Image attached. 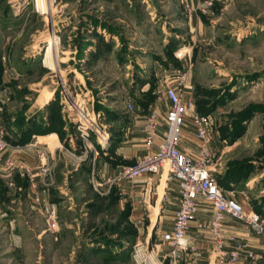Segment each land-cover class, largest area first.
Listing matches in <instances>:
<instances>
[{
    "label": "rangeland",
    "instance_id": "1",
    "mask_svg": "<svg viewBox=\"0 0 264 264\" xmlns=\"http://www.w3.org/2000/svg\"><path fill=\"white\" fill-rule=\"evenodd\" d=\"M178 71L186 75L184 96L191 90L196 110L209 117L214 148L229 146L211 170L248 176L245 199L258 195L264 203V0H0L8 140L34 123L44 87L55 90L51 110L63 140L64 123L74 129L65 95L82 100L109 131L105 106L160 101L163 87L178 83ZM64 142L67 161L62 155L59 165L52 162L48 189L57 175L65 180L61 172L73 156L85 163L100 151L93 136L86 145L76 137L75 148ZM96 177L92 171L91 183L79 180L76 190L68 181V195L59 192L49 212L21 191L7 200L0 264H143L135 248L150 251L156 243L137 237L140 223L117 205L112 183Z\"/></svg>",
    "mask_w": 264,
    "mask_h": 264
},
{
    "label": "crops",
    "instance_id": "2",
    "mask_svg": "<svg viewBox=\"0 0 264 264\" xmlns=\"http://www.w3.org/2000/svg\"><path fill=\"white\" fill-rule=\"evenodd\" d=\"M45 91V93H44ZM54 88L48 89L46 87L41 89L42 105L46 108H42L40 105L35 109L36 120L34 123H30L23 127L29 133H25L23 136L19 134L21 128L14 130L11 140H7L14 144L18 139L24 140L21 144L12 146H20L19 149L9 148L5 152L7 155H14L17 160L24 162L27 165H35L38 162L36 157V148L28 146L29 143H42L45 145L50 152V157L54 164L59 165L62 158H67L62 148L58 145L67 142L72 148H75L77 142L75 140V132L72 126H68L64 123L63 130L66 129L65 138L61 140L59 130L61 125L54 122L55 116L53 110L57 106L56 94ZM185 98H192V91H188ZM160 101L150 100L146 106L139 105V102L132 103L133 111H128L125 108L126 102L121 103L117 107H112L111 104L105 106V110L100 113L104 115L101 120L110 132L108 144L105 147H101L97 144L100 151H96V156H91L85 163L76 162L77 159L71 158V168L64 169L61 173L65 176V180L61 179V175H57L58 170L53 172L57 175L55 183L51 189H46L41 183L36 189H32L29 184L28 177L21 170H16L12 173L7 172L5 168L0 165V218H4L3 214H7L4 210V203L14 201L15 197L21 195L24 192L26 200L40 208H45L49 212V204L58 203L60 199L59 192L68 195L67 191H62L68 188L67 182L72 181L71 189H78L79 180H85L91 183L92 171L97 177V181L100 184L110 182L108 184L106 194L109 193V187L111 186L115 193H119V198L116 199L117 205H120L122 209L127 210L128 218L133 222H139L140 225L137 229L138 235L143 238L145 242H155L157 251L160 253L159 260L161 264H170L169 247L161 237L162 233L169 232L173 227L174 213L179 207V188L175 181H167V172L160 170L157 173L143 174L136 178H127L120 176V170L123 167L134 165L139 159H142L145 154L148 153L144 140V116L150 108H156L161 113L167 111L168 99L165 98L164 93L160 97ZM7 99L5 89H0V105L2 107V119L5 125L4 119V102ZM131 102V100L129 101ZM53 109V110H51ZM108 109V111H106ZM53 112V113H52ZM100 112V111H99ZM28 117V116H27ZM26 117V118H27ZM34 117V115H33ZM8 123V121H6ZM162 128H166V123L161 119L160 121ZM183 127L181 130V143L180 150L190 155H194L198 151L199 141L195 136V126L191 120V114L186 112L184 114ZM32 126V127H31ZM29 127L33 130H29ZM6 128V127H5ZM37 128V130L35 129ZM35 129V130H34ZM7 131V128H6ZM21 136V137H20ZM20 137V138H19ZM214 137V136H213ZM161 139L159 135L156 137L154 146L150 150L152 152L156 148V144ZM55 141V143H54ZM214 138L211 144L214 154L221 155L222 152H227L229 146L220 145L214 148ZM96 145V144H95ZM63 146V145H62ZM100 146V147H99ZM71 148V149H72ZM73 150V149H72ZM74 151V150H73ZM75 153V151H74ZM67 161V159L65 160ZM69 161V159H68ZM66 165V164H65ZM57 168H55L56 170ZM221 171L219 175L223 174V181L220 180L218 171ZM214 170V174L217 177L219 183L225 189H236L237 193L235 197L243 203L246 212L256 211L264 217V203L259 202L260 200L256 197L246 200V191L252 190L251 178L244 177V174H237L235 172H228L222 169V166ZM222 169V170H221ZM227 171V172H226ZM221 174V175H222ZM78 186V187H77ZM111 189V190H112ZM112 190V191H113ZM21 191V192H20ZM50 191V192H49ZM35 198L39 200L36 201ZM212 215V209L208 203L202 202V206L198 212L197 219H209ZM224 224L222 233L224 235V248L231 249L233 247V240H241L247 242L251 250L260 252L264 250V237L257 235L253 230L251 231L244 223L231 219L229 216L224 218ZM50 224V223H49ZM189 233L194 236L191 241L192 244L196 245V250L191 252L189 249L178 252L176 264H217L218 252H215L211 236L206 230H198L195 226L189 229ZM17 239V237L15 238ZM166 255V256H165ZM239 264H250L249 259L242 255ZM258 264H264V259H261Z\"/></svg>",
    "mask_w": 264,
    "mask_h": 264
},
{
    "label": "built area",
    "instance_id": "3",
    "mask_svg": "<svg viewBox=\"0 0 264 264\" xmlns=\"http://www.w3.org/2000/svg\"><path fill=\"white\" fill-rule=\"evenodd\" d=\"M212 2L213 0H205L207 5H211ZM177 74L178 83L166 84L162 90L169 102L167 111L163 114L156 108H150L144 116L143 132L148 153L134 165L123 167L119 172L120 176L133 179L143 174L165 170L167 181L172 180L177 183L179 207L174 213L173 227L169 232L161 234L163 241L169 247L170 264H176L178 252L187 249L191 252L196 250V245L191 243L194 236L189 233L192 226L201 231L206 230L211 236L213 248L218 252L217 264H239L242 255L249 259L250 264H258L264 259V250L253 251L247 242L234 238H231L233 247L224 248L222 228L226 216L244 223L251 231L262 237H264V217L256 211L246 212L243 203L235 197L237 190L225 189L217 180L210 168L215 154L211 147L214 132L209 117L196 110L193 97L185 98L186 75L183 71H178ZM65 96L64 108L72 110L68 116L73 123L75 136L84 145L93 136L102 148L107 146L110 132L101 124L98 114L88 109L77 96L72 97L70 94ZM125 108L128 111L134 109L129 101L126 102ZM186 112L191 114L195 136L199 141L198 151L194 155L180 150V136ZM161 119L166 123L165 129L162 128ZM5 133L0 105V165L10 173L16 170L23 171L32 189H36L39 183L47 188L49 178L52 177L49 149L42 143H29L28 146L37 149L38 162L35 165H27L17 160L14 155L5 154L9 148L20 147L12 146L6 139ZM159 135L161 139L156 144V148L150 152L155 143L154 139ZM35 200L39 199L35 198ZM202 202L208 203L212 209V215L207 220L197 219ZM52 210H54L53 206ZM134 254V258L143 264H161L160 253L156 248L148 251L138 246Z\"/></svg>",
    "mask_w": 264,
    "mask_h": 264
},
{
    "label": "trees",
    "instance_id": "4",
    "mask_svg": "<svg viewBox=\"0 0 264 264\" xmlns=\"http://www.w3.org/2000/svg\"><path fill=\"white\" fill-rule=\"evenodd\" d=\"M29 130H33V129H31L30 127H29ZM25 133H29V131H26L25 129H23V127L21 128V131L19 132V134H21V136H23ZM20 136V137H21ZM19 137V138H20ZM18 141L19 142H16V144H21V143H23L24 142V140H22L21 138L20 139H18Z\"/></svg>",
    "mask_w": 264,
    "mask_h": 264
}]
</instances>
